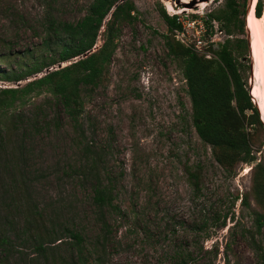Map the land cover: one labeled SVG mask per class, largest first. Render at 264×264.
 I'll use <instances>...</instances> for the list:
<instances>
[{
    "label": "rangeland",
    "instance_id": "374dc122",
    "mask_svg": "<svg viewBox=\"0 0 264 264\" xmlns=\"http://www.w3.org/2000/svg\"><path fill=\"white\" fill-rule=\"evenodd\" d=\"M91 1L0 0V57L5 58L0 69H14L16 58L41 42L50 9L59 20L76 22ZM132 1L138 12L136 21L120 25L117 49L105 75L98 86L84 92L82 142L99 152L113 181V204L118 209L106 212L110 230L104 248L92 247L101 230L89 184L81 185L82 179L69 170L81 159L78 138L51 98L44 96L24 109L29 119L33 107H42L39 132L30 129L27 119L17 130H1V235L15 229L13 234L20 232L25 220L45 224L46 216H54L57 231L70 228L80 233L92 260L98 257L101 264H261L251 244L252 218L240 205V194L249 189L252 165H241L234 176H228L198 139L181 71L163 47L167 28L157 11L161 4L169 15L198 16L219 8L223 0ZM167 1L173 9L167 7ZM262 13L264 31V10ZM249 14L245 28L250 36L252 74L247 79L264 118V71L254 80L257 27ZM240 37L224 32L217 36L220 42ZM102 42L100 33L96 46ZM26 82L4 84L16 88ZM255 155L264 157V145ZM196 164L204 168L199 196L193 194L183 171L184 166ZM20 173L25 175L24 183L17 186L22 181ZM28 204L37 206L41 217L34 216ZM29 229L36 231L32 226ZM59 232L62 244L69 243ZM253 241L264 249V230ZM13 245L6 260L1 248L0 264H71L72 253L66 245L48 250V258L36 253L30 239L19 237Z\"/></svg>",
    "mask_w": 264,
    "mask_h": 264
},
{
    "label": "trees",
    "instance_id": "16d2710c",
    "mask_svg": "<svg viewBox=\"0 0 264 264\" xmlns=\"http://www.w3.org/2000/svg\"><path fill=\"white\" fill-rule=\"evenodd\" d=\"M119 1L92 0L85 15L76 22L59 20L52 14L49 6L51 12L47 13L44 21V38L41 42L20 54L16 58L14 69H0V80L3 82L27 80L16 88H0V149L3 138L1 130H17L18 124L28 118L24 111L26 105L41 96L50 97L76 134L81 147L79 163L69 170L73 169L74 174L82 179L79 181L81 185L87 182L90 187L89 198L101 230L92 244L95 249H103L107 241L110 229L106 212H116L118 209L113 204L114 184L102 166L99 152L88 143L82 142L84 92L98 86L105 75L117 49L120 25L133 23L137 19L138 12L133 1ZM248 3L249 0H223L219 8L207 13L203 18L206 29L203 39L206 45L200 51L194 49V43H190L186 35L185 43L175 37V31L182 30L176 22V16L168 15L161 4H158L157 11L167 28L166 34L162 35L163 47L166 55L181 71L185 92L190 101V121L198 139L210 150L213 161L228 176H234L241 165H252L249 189L240 194V205L250 213L254 229L251 244L261 264H264V249L253 241L254 236L264 230V157L255 155L264 145V123L257 103L255 104L250 95L247 79L251 65L245 28ZM263 10L264 0H257L255 16L261 18ZM191 18L197 16L192 15ZM213 21L218 24V30L227 36L241 37L211 42L215 34ZM100 33L103 36L102 44L83 58L85 53L94 49ZM204 53L212 56L206 58ZM4 59L0 57V61ZM60 64H64V67L57 70L56 67ZM48 68L55 70L42 75ZM51 101L45 103L50 104ZM41 112V106L33 107L31 118L27 119L30 129L36 132L41 129L37 120ZM56 119L54 122L57 125ZM183 171L193 194L199 196L204 183V168L196 164L184 166ZM24 177L20 173L22 181L17 186L23 185ZM235 199L239 197L236 196ZM28 206L34 216L41 217L37 206ZM46 218V225L38 219H30L25 220L24 227L20 232L16 231V234H13L16 229L5 231L4 235L0 232V253L2 248L4 260L13 251V240L21 237L30 239L36 253L45 258L49 257L48 250L66 245L72 253L71 264H101L98 257L92 260V253L87 251L80 233L63 228L60 232L69 239V243L62 244L61 235L56 234L59 232L55 223L57 218ZM8 224L13 227L12 221ZM31 226L36 231H31ZM179 258L185 262L183 255H179Z\"/></svg>",
    "mask_w": 264,
    "mask_h": 264
},
{
    "label": "built area",
    "instance_id": "2783aa9c",
    "mask_svg": "<svg viewBox=\"0 0 264 264\" xmlns=\"http://www.w3.org/2000/svg\"><path fill=\"white\" fill-rule=\"evenodd\" d=\"M172 15H176V22L180 25L181 31H175V37L185 43L184 38L185 35L189 38L190 43H194V49L200 51L202 47L206 45V41L203 39L204 33L206 31L205 25L203 23V18L206 16L203 12L197 13V18H191V16H187L186 14H182L180 12H174ZM213 28L215 34L211 40V42H220L217 38L218 35H221L222 32L218 30V24L213 21ZM206 58H210L212 55L209 53H204ZM6 85L0 81V88L5 87Z\"/></svg>",
    "mask_w": 264,
    "mask_h": 264
},
{
    "label": "bare ground",
    "instance_id": "6f19581e",
    "mask_svg": "<svg viewBox=\"0 0 264 264\" xmlns=\"http://www.w3.org/2000/svg\"><path fill=\"white\" fill-rule=\"evenodd\" d=\"M180 2L183 3V2H188V1L187 0H180ZM255 3H256V0H253V2H252V8L250 10L249 17L252 19V22H254L255 25H256V27H257V31H256L257 32V36H256V40H255V46H256V50H257V52H256V58L257 59H256V62H255V67H254V75H255L254 80L257 81L258 72L259 71H262V70L264 71V31L262 29V26H263V20L262 19L263 18H257L254 15V7H255L254 5H255ZM166 4H167V7L170 10L173 9V7L171 6L172 3L170 4V2L167 1ZM253 17H255V18H253ZM255 94L256 93H253L252 96H251L253 98V100L256 99L254 97V96H256ZM261 108H262L263 113H264V103L261 105ZM262 119L264 121V118H262Z\"/></svg>",
    "mask_w": 264,
    "mask_h": 264
},
{
    "label": "water",
    "instance_id": "95a60500",
    "mask_svg": "<svg viewBox=\"0 0 264 264\" xmlns=\"http://www.w3.org/2000/svg\"><path fill=\"white\" fill-rule=\"evenodd\" d=\"M125 1H127V0H120L119 1V3H123V2H125ZM204 1H207V0H204ZM172 2H174L175 4H180V1L179 0H172ZM252 2H253V0H249V3H248V5H247V14H248V12H250V10H251V8H252ZM248 39H249V52H251V50H250V36H249V34H248ZM98 47L97 46H95L94 47V49L92 50V51H90V52H87V53H85L84 54V56H83V58L84 57H86L88 54H90L91 52H93L94 50H96ZM250 56H251V54H250ZM62 67H64L63 65H58L57 67H56V69L58 70V69H60V68H62ZM52 70H55V68H48V69H45L44 71H43V73H42V75H46V74H48L49 72H51ZM250 74H252V65H251V67H250ZM18 86H19V84H18ZM251 94V93H250ZM261 120H262V122L264 123V121H263V119L261 118Z\"/></svg>",
    "mask_w": 264,
    "mask_h": 264
},
{
    "label": "clouds",
    "instance_id": "9594fccd",
    "mask_svg": "<svg viewBox=\"0 0 264 264\" xmlns=\"http://www.w3.org/2000/svg\"><path fill=\"white\" fill-rule=\"evenodd\" d=\"M209 13V12H208ZM169 15V14H168ZM255 15V14H254ZM171 16V15H170ZM172 16H176V15H172ZM192 16V15H191ZM247 16V15H246ZM256 17V16H255ZM5 83V82H3ZM6 86L5 87H2V88H6L7 87V84H5ZM251 95V94H250Z\"/></svg>",
    "mask_w": 264,
    "mask_h": 264
}]
</instances>
